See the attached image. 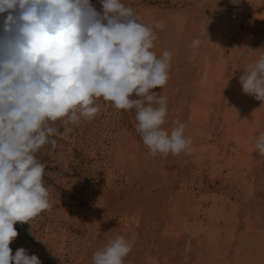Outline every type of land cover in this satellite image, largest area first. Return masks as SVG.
I'll list each match as a JSON object with an SVG mask.
<instances>
[{
	"label": "rangeland",
	"instance_id": "rangeland-1",
	"mask_svg": "<svg viewBox=\"0 0 264 264\" xmlns=\"http://www.w3.org/2000/svg\"><path fill=\"white\" fill-rule=\"evenodd\" d=\"M91 2L102 11L99 0ZM125 2L145 24H166L157 31L155 48L158 55L164 50L173 53L170 78L156 90L168 99L164 126L171 130L176 121L184 123L196 152L150 157L136 132L134 114L103 101L97 117L67 133L62 124L53 125L56 146H46L38 158L45 165L54 207L31 224L15 225L13 255L23 248L42 264H92L93 253L111 233L136 237L125 264H264V156L254 144L264 133V101L244 93L242 135L232 131L240 127L228 114L241 90V71L264 54V0L257 3L256 17L246 0ZM197 38L199 47H191ZM215 147L222 148L220 154ZM210 232L221 240V251L209 258L203 250L209 246Z\"/></svg>",
	"mask_w": 264,
	"mask_h": 264
},
{
	"label": "clouds",
	"instance_id": "clouds-1",
	"mask_svg": "<svg viewBox=\"0 0 264 264\" xmlns=\"http://www.w3.org/2000/svg\"><path fill=\"white\" fill-rule=\"evenodd\" d=\"M0 0V264H42L26 249L13 255L17 223L54 207L38 153L60 123L65 133L101 112V101L133 113L136 132L153 158L192 152L180 121L168 130L161 91L173 53L155 51L163 20L145 24L125 0ZM237 4L239 0H232ZM197 38L191 47H199ZM264 53V50H261ZM240 77L244 93L264 101V54ZM264 156V133L255 141ZM134 234L111 235L92 264H125Z\"/></svg>",
	"mask_w": 264,
	"mask_h": 264
},
{
	"label": "bare ground",
	"instance_id": "bare-ground-1",
	"mask_svg": "<svg viewBox=\"0 0 264 264\" xmlns=\"http://www.w3.org/2000/svg\"><path fill=\"white\" fill-rule=\"evenodd\" d=\"M247 2H248V4H252L251 5V9L250 10H248L249 12H251L255 17L256 16H258V6H257V3H259V0L257 1V0H246ZM261 3V2H260ZM263 3V2H262ZM248 4H246V5H248ZM246 10V9H245ZM260 15V14H259ZM261 18V17H260ZM259 18V19H260ZM239 20V19H238ZM205 31V30H204ZM223 31V30H222ZM252 32V31H251ZM255 32V31H254ZM244 33V32H243ZM210 34V33H209ZM218 34V33H217ZM247 34V33H246ZM225 35V34H224ZM254 35V34H253ZM252 36V35H251ZM211 37V36H210ZM204 38V37H203ZM207 39V38H206ZM213 39V38H212ZM248 39V38H247ZM249 40V39H248ZM258 40V39H257ZM208 41V40H207ZM217 41V40H216ZM242 41H244V40H242ZM213 42V41H212ZM250 42V41H249ZM239 43V42H238ZM244 43V42H243ZM263 43V42H262ZM251 44V43H250ZM213 45V44H212ZM263 45V44H262ZM215 46V45H214ZM221 46V45H220ZM226 46V45H225ZM246 47H247V45H246ZM260 47V46H259ZM219 48V47H218ZM224 49V48H223ZM223 49H221V52L223 53ZM249 50V49H248ZM253 51V50H252ZM220 52V53H221ZM255 52V51H254ZM259 53V52H258ZM216 54H217V51H216ZM250 54V53H249ZM251 55V54H250ZM256 55H258V54H256ZM222 56V55H221ZM220 56V57H221ZM224 58V57H223ZM256 59V58H255ZM244 60V59H243ZM244 62H246V59H245V61ZM247 62H248V60H247ZM221 63V62H220ZM224 64V63H223ZM245 64V63H244ZM219 65V64H218ZM245 65H247V64H245ZM245 65H243V66H245ZM209 66V65H208ZM248 66V65H247ZM245 68V67H244ZM222 69V68H221ZM225 69V68H224ZM240 71H241V69H240ZM217 72V71H216ZM224 72V71H223ZM209 73V72H208ZM241 73H242V71H241ZM240 73V74H241ZM216 74V73H215ZM241 76V75H240ZM204 78V77H203ZM236 78H238L237 77V75H236V77H235V79ZM222 79V78H221ZM239 79V78H238ZM237 79V80H238ZM219 80V79H218ZM217 82V81H216ZM215 87V86H214ZM236 87V86H235ZM238 87V86H237ZM239 89L241 88V90H239L240 92L237 94L238 95V97H237V101L235 100V102H234V104L233 105H230V106H232V109H231V111H229L228 112V114L230 115V117H232L235 121H238L237 123H238V127H240V128H238L239 130H237V129H234V128H232L233 130V132L234 133H236V134H244V131H241V130H244V129H242V127L245 125V116H244V107H243V105H246L245 103H247V101L245 100V98H244V92H243V90H242V86H241V83H240V86L238 87ZM211 89V88H210ZM217 89V88H216ZM223 89V88H222ZM236 92V91H235ZM225 94V93H224ZM248 95V94H247ZM236 96V95H235ZM246 96V95H245ZM249 96V95H248ZM247 96V99L249 98ZM233 98V97H232ZM254 98V97H253ZM233 100V99H232ZM249 102V101H248ZM256 102H258L255 98L253 99V101H252V103H254V105H255V103ZM227 103V102H226ZM228 103H229V101H228ZM250 103V102H249ZM261 103V102H260ZM264 104V103H263ZM228 106V105H227ZM258 106H259V104H258ZM257 106V108H259ZM201 107V106H200ZM253 107V106H252ZM254 108V107H253ZM195 109V108H194ZM264 110V109H263ZM195 111V110H194ZM246 111H248V110H246ZM251 111V110H250ZM254 111H255V109H254ZM262 111V110H261ZM251 112H253V111H251ZM256 112H257V110H256ZM260 113V112H259ZM194 114V113H193ZM201 114V113H200ZM206 114V113H205ZM250 114V113H249ZM196 115H198V114H196ZM251 115V114H250ZM249 115V116H250ZM257 115V114H256ZM260 117L262 116V114L261 115H259ZM258 116V117H259ZM191 117V116H190ZM195 117V116H194ZM247 118V117H246ZM250 118V117H249ZM196 119V118H195ZM251 119V118H250ZM256 119V118H255ZM251 120H253V119H251ZM260 120V119H259ZM254 121V120H253ZM191 122V121H190ZM229 122H231V121H229ZM263 122V121H262ZM199 123V122H198ZM235 123V122H234ZM243 126H242V125ZM252 122H251V126H252ZM259 124H260V122H259ZM262 124V123H261ZM224 125V124H223ZM247 125V124H246ZM256 124H254V126H255ZM226 126H227V124H226ZM230 127H231V125H229ZM254 126H252V128H254ZM197 127V126H196ZM196 127H194L195 128V130H196ZM248 127V126H247ZM255 127H257V126H255ZM199 129V128H198ZM225 129V128H224ZM260 128H258V130H259ZM194 130V129H193ZM192 130V131H193ZM246 130V129H245ZM263 130V129H262ZM231 131V130H230ZM251 131V130H250ZM256 131V130H255ZM252 132V131H251ZM233 133V134H234ZM253 133V132H252ZM227 134V133H226ZM233 134H232V136H233ZM254 134V133H253ZM219 135V134H218ZM231 135V134H230ZM235 135V134H234ZM252 135V134H251ZM209 136V135H208ZM245 136V135H244ZM235 137V136H234ZM246 137V136H245ZM249 138V137H248ZM201 139V138H200ZM230 139V138H229ZM244 139V138H243ZM250 139V138H249ZM228 140V139H227ZM247 140V139H246ZM221 141H222V139H221ZM236 141H237V139H236ZM242 141V139L241 140H239V142H241ZM217 142H218V140H217ZM226 142V141H225ZM230 142V141H229ZM243 142V141H242ZM253 142V141H252ZM219 143V142H218ZM248 143V142H247ZM250 143V142H249ZM220 144V143H219ZM240 144H243V143H240ZM255 144V143H254ZM211 145V144H210ZM194 146V145H193ZM217 146V145H216ZM245 146V145H244ZM200 147V146H199ZM231 147V146H230ZM229 147V148H230ZM252 147V146H251ZM197 148V147H196ZM215 148H217V147H215ZM214 148V149H215ZM219 148V147H218ZM216 149V154H220L221 153V149L223 148V146H222V148L221 149ZM228 148V147H227ZM242 148H244V147H242ZM246 148V147H245ZM253 148V147H252ZM254 149V148H253ZM193 150H194V148H193ZM199 150V149H198ZM203 150V149H202ZM204 151V150H203ZM203 151H202V153H203ZM208 151V150H207ZM215 151V150H214ZM224 150H222V153H224L223 152ZM236 151V150H235ZM254 151H256V150H254ZM194 152H196V149L194 150ZM220 152V153H219ZM231 152V151H230ZM237 152V151H236ZM199 153V152H198ZM197 153V154H198ZM202 153H201V155H202ZM214 153V152H213ZM226 153V152H225ZM238 153V152H237ZM124 154V153H123ZM210 154V153H209ZM216 154H213V155H216ZM234 154V153H233ZM250 154V153H249ZM205 155V154H204ZM204 155H202V156H204ZM237 155V154H236ZM226 156V155H225ZM223 157V158H226V157ZM247 156V155H246ZM208 157V156H207ZM206 158V157H205ZM245 158V157H244ZM250 158V157H249ZM228 159H231V157L230 158H228ZM127 160V159H126ZM208 160V159H207ZM210 160V159H209ZM225 160H227V159H225ZM242 160V159H241ZM246 160V159H245ZM250 160V159H249ZM201 161H202V159H201ZM204 161V160H203ZM218 161H220V159L218 160ZM205 162V161H204ZM211 162V161H210ZM217 162V161H216ZM232 162V161H231ZM214 163V162H213ZM219 163H221V162H219ZM228 163V162H227ZM230 163V162H229ZM215 164V163H214ZM214 164H212V163H210V165H214ZM232 164V163H231ZM217 165V164H216ZM221 165H223V164H221ZM229 165V164H228ZM213 167V166H212ZM229 167H231V165L229 166ZM234 167V166H233ZM214 168H216V166L214 167ZM224 168V167H223ZM236 169V168H235ZM212 170H214V169H212ZM238 170V169H237ZM215 171H217V170H215ZM222 171L223 170H221V173H222ZM233 172V171H232ZM216 173V172H215ZM215 173H213V174H215ZM219 173V172H218ZM216 175V174H215ZM232 176V175H231ZM239 177H240V175H239ZM242 177V176H241ZM238 178V177H237ZM234 179V178H233ZM245 179V178H244ZM239 180V179H238ZM241 181V180H240ZM244 181V180H243ZM224 195H222V197H223ZM219 197V196H218ZM212 199H213V197H212ZM226 199V198H225ZM208 200V199H207ZM215 201H216V199H215ZM218 201H219V199H218ZM225 202V201H224ZM217 203H220V201L219 202H217ZM234 203V202H233ZM209 204V203H208ZM235 205V204H234ZM211 206V205H210ZM222 206V205H221ZM228 206V205H227ZM177 207V206H176ZM216 207H218V206H216ZM215 207V208H216ZM212 208V207H211ZM219 208H221V207H219ZM197 209V208H196ZM195 209V210H196ZM213 209V208H212ZM228 209H230V207L228 208ZM203 210H205V209H203ZM222 210V209H221ZM206 211V210H205ZM204 211V212H205ZM227 212H229L230 213V211H228L227 210ZM223 213V212H222ZM215 214V213H214ZM217 214H218V212H217ZM176 215V214H175ZM206 215V214H205ZM235 215H237V214H235ZM201 216V215H200ZM200 216H198V217H200ZM208 216V215H207ZM209 216H212V215H209ZM237 217V216H236ZM220 218V217H219ZM209 219V218H208ZM222 219V218H221ZM230 219V218H229ZM226 220V219H225ZM231 221V220H230ZM235 221V220H234ZM217 222V221H216ZM195 224V223H194ZM207 225V224H206ZM208 226H209V224H208ZM234 226V225H233ZM185 227V226H184ZM196 227V226H195ZM203 228H205L204 226H202ZM201 228V227H200ZM203 228H201V230L203 229ZM211 228V227H210ZM209 228V229H210ZM248 229V228H247ZM199 230V229H198ZM204 230V229H203ZM110 231V230H109ZM196 232H197V229H196ZM221 232V231H220ZM220 232H218V234L220 233ZM232 232V231H231ZM209 233V232H208ZM214 233V232H213ZM242 233V232H241ZM263 233V232H262ZM203 234V233H202ZM210 234H211V232H210ZM216 234V233H215ZM221 234H222V232H221ZM231 234V233H230ZM233 234V233H232ZM109 235H113V234H111V233H109ZM209 235V234H208ZM235 235V234H234ZM221 236V235H220ZM232 236V235H231ZM248 236V235H247ZM250 236V235H249ZM253 236V235H252ZM237 237V236H236ZM210 238V239H209ZM234 238V237H233ZM248 239V238H247ZM251 239V238H250ZM250 239H248V241H250ZM206 240L208 241V243H209V246H208V248L209 249H211V250H209L208 248L207 249H205V250H203V251H205L206 253H208V256H209V254H215L216 255V257H217V255H219V253H220V248H219V246H220V244L219 243H217V242H219V240L220 239H218L217 238V236L215 237V236H213L212 234L211 235H209L207 238H206ZM241 240V239H240ZM204 241V240H203ZM202 241V242H203ZM221 241V240H220ZM251 241H254V240H251ZM250 241V242H251ZM257 241H259V240H257ZM252 243V242H251ZM253 244V243H252ZM255 244V243H254ZM206 245V244H205ZM252 248V247H251ZM213 249H216V250H213ZM220 250V251H219ZM245 252V251H244ZM250 253V252H249ZM253 253V252H252ZM204 255V254H203ZM243 255H246V253L245 254H243ZM202 256V255H201ZM206 256V255H205ZM204 256V257H205ZM203 257V256H202ZM201 257V258H202ZM204 257L202 258V259H204ZM215 257V256H214ZM198 258H200V257H198ZM207 258V257H206ZM209 258H210V256H209ZM200 260V259H199ZM215 260V259H214ZM239 260H241V259H239ZM202 261V260H201ZM207 261H208V258H207ZM216 263L218 264V262L216 261ZM207 264V263H206Z\"/></svg>",
	"mask_w": 264,
	"mask_h": 264
}]
</instances>
